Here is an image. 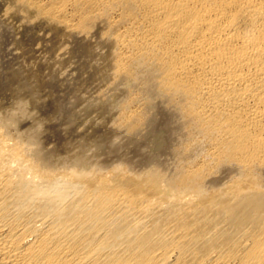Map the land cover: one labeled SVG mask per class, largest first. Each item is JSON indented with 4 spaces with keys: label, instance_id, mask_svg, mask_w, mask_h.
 <instances>
[{
    "label": "bare ground",
    "instance_id": "1",
    "mask_svg": "<svg viewBox=\"0 0 264 264\" xmlns=\"http://www.w3.org/2000/svg\"><path fill=\"white\" fill-rule=\"evenodd\" d=\"M1 1L105 82L51 115L0 85V264H264V0Z\"/></svg>",
    "mask_w": 264,
    "mask_h": 264
},
{
    "label": "rangeland",
    "instance_id": "2",
    "mask_svg": "<svg viewBox=\"0 0 264 264\" xmlns=\"http://www.w3.org/2000/svg\"><path fill=\"white\" fill-rule=\"evenodd\" d=\"M10 12L13 11H9L7 4L0 0V35L4 28L8 30L5 42L0 40V59L5 62L0 66V85L15 90V93L9 90L11 99L24 100L34 108L36 104L43 103L45 112H50V115L57 112V103L62 99L83 98L80 110L86 101H94L96 105L97 94L105 81L98 79L101 77L95 75L97 72L94 73L93 66L92 71L91 67L83 71L78 69L79 58L74 53L77 41L69 31L38 15L23 19ZM93 40L89 39V43ZM93 43L95 47L97 42ZM88 69L90 72H85ZM112 111L105 113L94 107L91 113L94 116L89 113L88 118L83 117L86 122L83 119L79 129H84L91 120L95 124L103 123L104 128L107 124L106 129L115 127L117 113L113 111L112 114Z\"/></svg>",
    "mask_w": 264,
    "mask_h": 264
},
{
    "label": "clouds",
    "instance_id": "3",
    "mask_svg": "<svg viewBox=\"0 0 264 264\" xmlns=\"http://www.w3.org/2000/svg\"><path fill=\"white\" fill-rule=\"evenodd\" d=\"M70 177H61L55 186L54 194L56 195H62V196H69L71 193L66 191V188L70 184Z\"/></svg>",
    "mask_w": 264,
    "mask_h": 264
}]
</instances>
